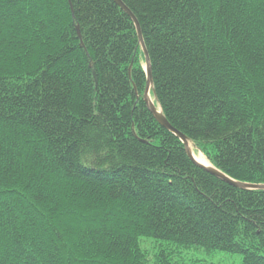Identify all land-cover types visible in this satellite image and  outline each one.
Wrapping results in <instances>:
<instances>
[{
	"label": "trees",
	"instance_id": "obj_1",
	"mask_svg": "<svg viewBox=\"0 0 264 264\" xmlns=\"http://www.w3.org/2000/svg\"><path fill=\"white\" fill-rule=\"evenodd\" d=\"M119 1L0 0V264H264V0Z\"/></svg>",
	"mask_w": 264,
	"mask_h": 264
},
{
	"label": "rangeland",
	"instance_id": "obj_2",
	"mask_svg": "<svg viewBox=\"0 0 264 264\" xmlns=\"http://www.w3.org/2000/svg\"><path fill=\"white\" fill-rule=\"evenodd\" d=\"M191 150L196 159L201 162L207 161L201 152H195L193 149ZM139 244L141 250L147 255L149 264L153 263L155 256L160 251H173L171 264H193L196 262L208 264H242V257L240 255L222 251H205L202 248L179 249L167 242L156 241L148 238L140 239Z\"/></svg>",
	"mask_w": 264,
	"mask_h": 264
},
{
	"label": "water",
	"instance_id": "obj_3",
	"mask_svg": "<svg viewBox=\"0 0 264 264\" xmlns=\"http://www.w3.org/2000/svg\"><path fill=\"white\" fill-rule=\"evenodd\" d=\"M117 5H119L122 9H124V6L122 5V3L119 1V0H113ZM136 27H137V30H138V26H137V24H136ZM146 61H147V57H146ZM146 75H147V84L149 85V83H150V81H151V76H150V72H149V69H148V67L146 68ZM148 90H149V88H148V86H147V88H146V91H145V96H144V99H145V102L147 103V106H148V108H149V110H150V112L153 114V116L155 117V119L157 120V122L163 127V128H165L167 131H169L170 133H172L174 136H176L181 142H182V144H183V146L185 147V142H184V140H186L185 139V137L183 136V135H181L180 133H178L176 130H174L169 124H168V122L164 119V117L161 115V117H162V119L160 120V119H158L157 117H156V115H155V107L152 105V106H149V104H148V101H147V96H148ZM185 151H186V147H185ZM186 153H187V151H186ZM187 155L189 156V158L197 165V166H199V167H201L202 169H204V170H206V171H208V172H210V173H212V174H214V175H216V176H218V177H220V178H222L223 180H225L227 183H229V184H232V185H236L233 181H231L230 179H228V178H226V177H224L223 175H221V174H219L217 171H215L212 167L210 168V169H207V168H205V167H202V166H200V165H198L191 157H190V155L187 153Z\"/></svg>",
	"mask_w": 264,
	"mask_h": 264
},
{
	"label": "bare ground",
	"instance_id": "obj_4",
	"mask_svg": "<svg viewBox=\"0 0 264 264\" xmlns=\"http://www.w3.org/2000/svg\"><path fill=\"white\" fill-rule=\"evenodd\" d=\"M147 101H148V104H149V106H152V102H151V100H150V98H149V96H147ZM155 110V115H156V117L158 118V119H162V117H161V114L158 112V110H156V109H154ZM184 142H185V147H186V151H187V153L190 155V157L198 164V165H200V166H202V167H205V168H207V169H210L211 168V166L209 165V163L206 161H204V162H201V161H199L198 159H196L194 156L195 155H193L192 154V148H191V146H190V144L186 141V140H184Z\"/></svg>",
	"mask_w": 264,
	"mask_h": 264
}]
</instances>
